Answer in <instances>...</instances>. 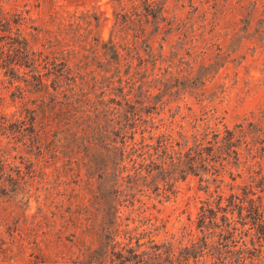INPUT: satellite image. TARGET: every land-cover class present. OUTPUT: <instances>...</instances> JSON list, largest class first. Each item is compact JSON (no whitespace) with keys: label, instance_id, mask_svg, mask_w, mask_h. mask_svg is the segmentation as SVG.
Segmentation results:
<instances>
[{"label":"rangeland","instance_id":"374dc122","mask_svg":"<svg viewBox=\"0 0 264 264\" xmlns=\"http://www.w3.org/2000/svg\"><path fill=\"white\" fill-rule=\"evenodd\" d=\"M2 15L0 264H264V0Z\"/></svg>","mask_w":264,"mask_h":264},{"label":"trees","instance_id":"16d2710c","mask_svg":"<svg viewBox=\"0 0 264 264\" xmlns=\"http://www.w3.org/2000/svg\"><path fill=\"white\" fill-rule=\"evenodd\" d=\"M151 13L152 12H148V9L146 10V15L150 14V15L154 16ZM0 22H1L0 25L8 23L3 15L1 16ZM14 22H16V21H14ZM18 31H19V35H20L21 32H20L19 29H18ZM19 44H22V45H20L19 48L22 50V53H24V56L26 58L27 57V48H28L26 40L23 39L22 41L19 42ZM19 48L17 49V51L20 50ZM109 49H111V51L113 53H115V55L117 54L116 49H115V47L113 45ZM39 83L42 84L41 81ZM233 137H234L233 135H229V139H232ZM230 142H231V140H230ZM88 146L90 147V145H86L85 147L87 148ZM112 150H113V148H112ZM106 151L109 152L110 149H108ZM234 151L238 155L236 150H234ZM243 201L240 200V202H242V203H243ZM250 204H252V205H249V208L247 209V211H248L247 217H249L251 219H254V221L257 222V224L259 226H261V233H262V235L264 237V210L262 208V205H260V204L255 205L254 201H252V200H250ZM241 212H242V208H240V214H241ZM224 219H225V217H224ZM226 219L229 221V219L227 217H226ZM109 222H112V220L109 221ZM262 228H263V231H262ZM105 230L109 231V226H105ZM71 235L73 236L74 234H71ZM105 237L108 240H111L113 242V244H116V242H114V238H113L114 234L111 231H109V233H107V235ZM113 246H115V245H113ZM85 250H86V248H85ZM111 253H112V255H114V252H111ZM82 256H83V258L80 259V260L74 261V264H100V263H102V262L98 261L101 256H98V254L96 253L95 250H89L87 252V254H85V252H83ZM118 257H120V258L122 257L121 253H119ZM242 260H245V258L240 256V261H242Z\"/></svg>","mask_w":264,"mask_h":264}]
</instances>
